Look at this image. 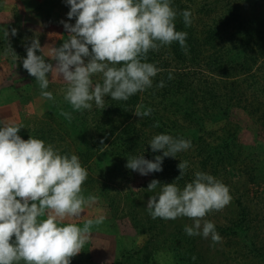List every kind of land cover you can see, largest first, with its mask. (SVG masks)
I'll return each instance as SVG.
<instances>
[{
    "label": "rangeland",
    "instance_id": "374dc122",
    "mask_svg": "<svg viewBox=\"0 0 264 264\" xmlns=\"http://www.w3.org/2000/svg\"><path fill=\"white\" fill-rule=\"evenodd\" d=\"M234 4L239 14L235 27L239 21L244 22L245 33L253 32L255 39L260 40L264 35V0H234ZM189 8L191 29L201 38L211 27L216 14L203 9L199 1ZM224 9L223 5L216 7V11ZM69 10L65 0H0V125H22L18 134L25 140L30 136L39 138L38 134L42 132L44 138L41 140L51 143L61 153L78 155L82 166L95 178L96 181L89 185H84L85 182L82 185V194L95 196V202L85 207L82 216L66 219L63 223L71 222L83 227L88 219L95 220L100 216L105 219L92 225L84 246L71 258V264H264L261 251L264 250V131L261 129L264 121V57L252 65V72L247 76L237 70V77L231 80L239 83L251 75L262 87L253 93L249 91L245 96L250 106L256 109L257 119L253 121L242 108H234L227 120L205 125L212 132L205 139L209 138L208 141L214 145L222 137V129H231L237 131V143L242 147L238 160L241 164L218 165L215 175L229 187L231 202L220 210L209 211L202 218V223L203 220L214 222L222 237L220 242L214 243L211 237L185 233V225L190 226L194 218L167 220L151 217L146 206L153 193L146 189L153 179L167 184L164 173L142 176L130 170L125 176L114 177L107 172L109 165L105 162V155L83 162L85 158L81 153L93 144L92 137L96 132L89 115L93 109L105 108V103L99 107L93 101L91 109H74L64 98L67 83L55 71L49 74L47 89L53 92L54 99L44 98L36 78L23 68L27 47L34 38L44 47L37 54L55 64L51 48L59 47L69 35L61 22L75 23V18L69 20L67 17ZM13 28L17 30L15 36L11 35ZM3 29L9 33L7 38ZM229 31L232 32L231 27ZM8 45L20 60L14 59ZM228 45L232 48L238 44ZM208 47L201 56L203 60L210 55ZM149 52L162 54L167 59L171 48L170 45H162ZM236 54L238 52L234 51L231 58H236ZM93 80L102 83L99 74L94 75ZM137 110L133 111L131 120L139 125L143 117L135 115ZM63 112L71 113V119ZM258 117L261 118L258 120ZM183 126L186 127L185 124ZM187 130L184 133L188 137ZM145 131L151 139L156 135L153 130ZM195 148L191 145L189 149L178 152L174 159L185 161L189 157L188 169L197 170L201 157ZM210 169L205 173L214 170ZM243 216L247 221L245 231H232L233 223L241 222ZM41 219H46V216ZM18 264H24V261Z\"/></svg>",
    "mask_w": 264,
    "mask_h": 264
},
{
    "label": "clouds",
    "instance_id": "9594fccd",
    "mask_svg": "<svg viewBox=\"0 0 264 264\" xmlns=\"http://www.w3.org/2000/svg\"><path fill=\"white\" fill-rule=\"evenodd\" d=\"M69 20L62 21L69 33L59 47H52V62L41 53L38 39L27 47L23 68L36 78L41 96L54 99L48 91L49 74L55 71L67 83L65 100L76 110L91 109L92 103L103 107L105 97L128 100L139 91L152 87L153 78L162 69L147 62L150 49L176 41L186 47L187 32L176 30L177 11L173 0H65ZM185 25L191 24L190 10H184ZM4 37L9 33L3 29ZM17 34L16 29L11 35ZM15 60L20 57L8 45ZM101 75L102 83L93 80ZM171 79V75H169ZM158 87H164L163 80ZM143 106H141L142 108ZM152 109L136 111L137 117L151 115ZM71 119V113H62ZM159 126L158 124L156 125ZM19 124L0 125V264H71V258L84 246L93 224L105 217L88 219L83 227L63 223L83 215L95 196L85 197L82 185L88 170L76 154H61L51 143L30 136L23 139ZM153 152L162 150L154 160L143 155L127 159L126 167L142 176L163 170L165 157L175 158L178 152L191 147V141L170 134H157L150 141ZM189 167L180 161L179 179ZM183 189L176 183L161 184L153 179L147 191L153 193L146 210L153 219L175 220L194 218L185 225L189 236L222 240L214 222L203 220L213 209L228 205L230 189L211 174L197 171ZM46 219H41L45 217ZM14 237V239H13ZM195 259V258H194Z\"/></svg>",
    "mask_w": 264,
    "mask_h": 264
},
{
    "label": "trees",
    "instance_id": "16d2710c",
    "mask_svg": "<svg viewBox=\"0 0 264 264\" xmlns=\"http://www.w3.org/2000/svg\"><path fill=\"white\" fill-rule=\"evenodd\" d=\"M197 1L203 9L216 14L211 27L201 38L191 29V24L185 25L182 15L184 10H190L189 6ZM218 5H223L225 9L216 11ZM172 7L177 11L176 30L188 34L186 47L182 48L178 42H172L171 54L167 59H164L162 54L148 52L147 62L162 69L153 78L152 87L137 92L126 101L106 96V107L92 110L89 116H92L96 132L92 137L93 144L81 153V157L85 158L83 162H88L97 155H105V162L109 165L107 172L114 177L125 176V173L128 174L131 170L126 167L127 159L143 155L145 159L154 160L156 156L163 155L162 150H151L152 139L145 130H153L156 135L170 134L176 138L190 140L191 145L196 146L195 151L198 157H201L197 170L187 168L185 174L176 180L180 175L178 164L181 160L165 157L163 170L153 174L162 172L165 181L184 187L195 178L197 171L206 172L211 167L214 170L207 173L215 177L218 165L225 167L241 164L238 160L241 158L242 147L237 143V131L222 129V137L214 145L208 141L209 138L205 139L212 133L205 125L207 122L227 120L234 108H242L253 121L258 116L256 109L250 106L245 96L249 91L253 93L262 87L258 86L256 79L251 75L239 83L231 80L237 77V70L247 76L252 72V65L264 57V35L258 40L255 39V33H245L246 27L241 21L238 27H235L234 22H237L239 14L234 0H173ZM230 27L232 32L229 31ZM228 43L238 45L229 48ZM207 45L211 52L203 60L201 56ZM234 51L238 54L236 58H231ZM204 62L205 65L202 66ZM161 80L165 83L162 88L157 86ZM149 107L152 109L151 115L144 116L139 125H136L131 120L133 111ZM260 118L258 117V120ZM261 124L264 131V121ZM186 129L189 131L188 137L184 133ZM38 136L39 139L44 138L42 132H39ZM248 165L247 162L246 166ZM94 180L95 178L88 174L84 185H89ZM240 221L233 223L232 231H245L246 216ZM243 221L245 223H242ZM261 251L264 253L263 249Z\"/></svg>",
    "mask_w": 264,
    "mask_h": 264
},
{
    "label": "water",
    "instance_id": "95a60500",
    "mask_svg": "<svg viewBox=\"0 0 264 264\" xmlns=\"http://www.w3.org/2000/svg\"><path fill=\"white\" fill-rule=\"evenodd\" d=\"M23 138V137H22ZM24 139V138H23Z\"/></svg>",
    "mask_w": 264,
    "mask_h": 264
}]
</instances>
